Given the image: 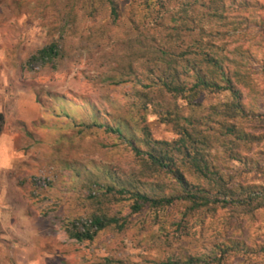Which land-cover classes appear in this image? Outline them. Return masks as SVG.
Instances as JSON below:
<instances>
[{"label": "rangeland", "instance_id": "rangeland-1", "mask_svg": "<svg viewBox=\"0 0 264 264\" xmlns=\"http://www.w3.org/2000/svg\"><path fill=\"white\" fill-rule=\"evenodd\" d=\"M142 2L119 0L120 15L114 19L107 5L95 0H0V111L8 116L0 125L8 122L11 128L18 121L25 132L24 185L41 217V258L34 264H164L167 258L217 251L215 245L227 240L246 249L230 250L222 264H264V208L239 215L229 209L184 214V206L176 204L134 212L132 200L106 191L108 183L118 188L138 179L137 160L128 147L102 130L77 133L67 118L48 114L57 106L54 97L63 96L76 119L89 106L101 122L112 123L128 112L136 116L139 99L132 93L139 88L137 80L147 82L150 64L147 54L135 52L137 41L154 44L169 34L179 49H196V38L209 33L214 51L244 62L240 69L249 86L242 88L243 101L260 115L237 123L261 139L246 144L248 149L241 144L236 149L242 162L233 161L231 144L220 142L218 122L224 120L208 109L230 96L204 93L196 113L203 128L221 137L211 150L221 171L236 182L264 187V0H164L148 10ZM174 25L178 29L171 30ZM203 39L208 40L204 34ZM50 43L58 47L53 60L31 59ZM16 111L27 122L15 120ZM40 119L49 126L33 125ZM146 123L155 139L177 137L154 114H147ZM41 176L49 179L45 187L35 184ZM93 215L118 222L91 240L69 237L75 221Z\"/></svg>", "mask_w": 264, "mask_h": 264}, {"label": "trees", "instance_id": "trees-1", "mask_svg": "<svg viewBox=\"0 0 264 264\" xmlns=\"http://www.w3.org/2000/svg\"><path fill=\"white\" fill-rule=\"evenodd\" d=\"M95 1L107 5L114 19L120 15L119 0ZM153 2L162 6L164 0H143L141 6L148 10ZM176 29L177 25L171 28ZM203 34L208 39L206 42ZM203 34L195 40L196 49H179L178 45L168 39L171 37L169 34L154 44L137 41L135 52H140L138 56L147 54L150 64L147 82L137 80L139 88H135L132 93L139 99V102H135L136 116L128 112L114 118L112 123L101 122L98 121L97 110L89 106V110L81 113L80 119H76L73 116L74 106L71 107L70 101L63 96H55L57 106L48 111L55 118H67L68 124L77 133L102 130L114 135L128 147L137 160L138 179L119 185L118 188L113 182L108 183L106 191L132 200L131 209L134 212L141 211L145 206L158 209L176 204L184 206V214L229 209L233 215H239L251 214L264 208L263 186L236 182L233 174L224 173L218 167L215 162L217 157L211 150L221 137L208 127L203 128V117L196 113L204 93H224L230 96V100L223 102L221 107L211 105L208 109L209 115L217 114L224 120L218 122L220 136L223 137L220 142L222 146L231 144L229 157L233 161L242 162L243 157L236 149L241 144L248 149L246 144L261 139L260 135L245 131L237 123L239 119L260 115L253 104L247 105L243 101L242 88L249 86L246 72L240 69L244 62L238 55L227 59L226 55L214 51L210 43L211 35ZM57 55V44L50 43L39 49L31 59L51 61ZM148 113L154 114L158 122L170 124L177 137L172 140L155 139L146 123ZM33 125L42 128L49 126L47 119L35 121ZM107 173L110 174V171ZM186 173L197 181L189 180ZM117 222L115 217L93 215L90 227L80 230L73 225L74 229H67V232L70 238L78 241L91 240L98 231ZM92 227L95 229L92 230ZM215 249L217 251L209 254H185L175 259L167 258L164 264H222L230 250L246 249V245L240 241L227 240L221 245H215Z\"/></svg>", "mask_w": 264, "mask_h": 264}, {"label": "crops", "instance_id": "crops-1", "mask_svg": "<svg viewBox=\"0 0 264 264\" xmlns=\"http://www.w3.org/2000/svg\"><path fill=\"white\" fill-rule=\"evenodd\" d=\"M0 114L7 121L6 112ZM11 115L27 122L18 111ZM18 123L9 128L4 122L0 129V264H34L41 258V217L24 185L26 141Z\"/></svg>", "mask_w": 264, "mask_h": 264}, {"label": "built area", "instance_id": "built-area-1", "mask_svg": "<svg viewBox=\"0 0 264 264\" xmlns=\"http://www.w3.org/2000/svg\"><path fill=\"white\" fill-rule=\"evenodd\" d=\"M48 178L47 177H44V176H41V177H36L34 178V181H35V184L38 186V187H45L46 184L48 183ZM73 225L77 228V229H80V230H84L85 227L91 225V220H81V221H75L73 223Z\"/></svg>", "mask_w": 264, "mask_h": 264}]
</instances>
